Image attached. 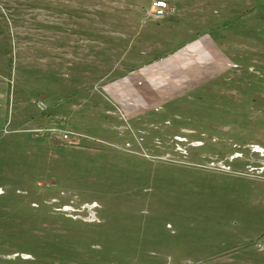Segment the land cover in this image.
Listing matches in <instances>:
<instances>
[{
	"label": "rangeland",
	"instance_id": "1",
	"mask_svg": "<svg viewBox=\"0 0 264 264\" xmlns=\"http://www.w3.org/2000/svg\"><path fill=\"white\" fill-rule=\"evenodd\" d=\"M0 264H264V0H0Z\"/></svg>",
	"mask_w": 264,
	"mask_h": 264
},
{
	"label": "built area",
	"instance_id": "2",
	"mask_svg": "<svg viewBox=\"0 0 264 264\" xmlns=\"http://www.w3.org/2000/svg\"><path fill=\"white\" fill-rule=\"evenodd\" d=\"M152 10H153L154 16L157 19H163L169 14L168 11L170 10V7H169L167 2L158 1V2L154 3ZM63 137L65 139L69 138V136L67 134H65Z\"/></svg>",
	"mask_w": 264,
	"mask_h": 264
},
{
	"label": "trees",
	"instance_id": "3",
	"mask_svg": "<svg viewBox=\"0 0 264 264\" xmlns=\"http://www.w3.org/2000/svg\"><path fill=\"white\" fill-rule=\"evenodd\" d=\"M252 11L255 12V10L246 11V12L252 13ZM246 12H244V13L241 15L243 18L246 17V16H245Z\"/></svg>",
	"mask_w": 264,
	"mask_h": 264
}]
</instances>
